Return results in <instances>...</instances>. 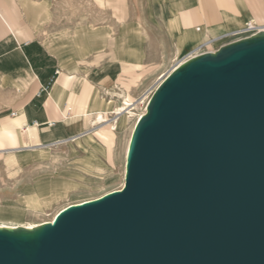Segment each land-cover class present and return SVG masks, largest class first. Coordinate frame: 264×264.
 Listing matches in <instances>:
<instances>
[{
	"label": "water",
	"instance_id": "1",
	"mask_svg": "<svg viewBox=\"0 0 264 264\" xmlns=\"http://www.w3.org/2000/svg\"><path fill=\"white\" fill-rule=\"evenodd\" d=\"M0 264H264V32L167 75L122 188L0 227Z\"/></svg>",
	"mask_w": 264,
	"mask_h": 264
},
{
	"label": "rangeland",
	"instance_id": "2",
	"mask_svg": "<svg viewBox=\"0 0 264 264\" xmlns=\"http://www.w3.org/2000/svg\"><path fill=\"white\" fill-rule=\"evenodd\" d=\"M164 1L168 2L0 0V10L14 33L16 42L30 43L25 46V52L29 49L26 55H29L31 64H53L54 68L60 69V76L55 75L52 83L57 79L56 83L63 86L67 84V90L72 94L71 100L64 99L66 104H62L61 111L68 116L75 112L89 113L80 130L69 129V132L63 129L60 122L52 128L46 124L41 125L38 135L40 145L36 148L6 152L3 150L9 145L0 147V207L22 206L23 199L37 192L41 182H56L60 186L57 195L48 202L36 208H28L19 220L0 218V225H39L50 221L57 211L68 205L121 189L124 183V152L128 136L136 115L143 110V97L149 92L151 96L161 82L159 77L166 76L192 53L215 51L221 45L251 34L223 36L197 49H194L195 45L183 46L178 52L177 47L182 38L176 33L178 26H173V18L176 17L179 26L183 28L192 14L181 8L175 10ZM249 22L258 23L249 19L242 23V27ZM201 26L199 22L192 24L193 29ZM135 27L140 29L137 31ZM89 30L97 35L92 36ZM128 34L129 46L140 50L138 60L124 55L125 59L121 58L122 53L119 52L116 42L123 40ZM11 35L4 23L0 22V44L3 45ZM76 36L75 42L78 45L72 43V38ZM69 38L73 56L69 52ZM3 48L0 57L12 58L17 54L15 47ZM72 61L77 65L75 70H62V62ZM124 64L132 66L133 69H123ZM10 65L4 68L8 73L25 74L23 67H17L14 59ZM1 70L0 66V73L3 72ZM23 78L25 77L15 76L9 79ZM2 80L0 77V126L16 124L14 122L21 112V106L31 97L35 106L31 102L29 109L32 113L41 112L38 103L47 97V93L35 96L37 80L25 93L24 101L14 98L16 87L12 83ZM124 82L130 84L125 87ZM126 97L133 103L134 114L122 123L121 115L112 111L121 106ZM75 98L81 100V107L73 100ZM96 102H102L103 107L108 108L107 111L103 110L107 112L104 114L108 118L106 122H95L92 108ZM14 112L18 116L11 115ZM16 128H21V125L17 124ZM57 129V137L51 139L50 132ZM79 131L82 135L70 139ZM22 141L32 143L35 138H29L26 132Z\"/></svg>",
	"mask_w": 264,
	"mask_h": 264
},
{
	"label": "crops",
	"instance_id": "3",
	"mask_svg": "<svg viewBox=\"0 0 264 264\" xmlns=\"http://www.w3.org/2000/svg\"><path fill=\"white\" fill-rule=\"evenodd\" d=\"M165 2L167 4L169 3V6H171L175 10L181 8L189 11L192 14L188 18L189 20L186 22L187 25L183 28L179 26L176 17L173 16V26H178V30H176V33L177 35H179V38H182L181 41L183 42L182 43L180 41V43L178 44V47H180L181 50L183 46L190 45H195L194 49H197L199 46L207 44L208 42L216 41L223 36L234 35L233 33L238 32L244 28L242 27V23L249 19L258 21V25L264 26V0H168V2L164 1V3ZM0 14L3 15L2 18L0 17V22L4 23V25L12 34L11 37H8L6 41H4L3 45L0 44V53L4 46H7L9 48L15 47V50H17V54L12 58L18 64L17 67H23L25 71V74L22 73L17 75L8 73L6 71L7 69L4 68H6L7 66H11L10 63L13 61V59L9 56H2L0 57V66L2 67L1 71H3L2 73H0V77L3 78L2 81L8 84L12 83V85L16 87V95L14 96V98H17L19 100L21 99V101L26 100V98L24 97L25 93L29 90V87L35 82V80H37L35 96H39L44 92L47 93V97L43 100H40L38 103L39 108L42 109L41 112L32 113L28 105L32 102V106H35V103L32 101L33 97H31L30 99L27 98L28 101L21 106V112L19 113V116L17 112H15V115H13L18 116L17 120H15L14 122L16 124H12L9 126H0L1 132L11 131L15 134L16 137V144L9 145V147L5 148V150L3 151L8 152V150L14 151L20 149H28V147L36 148L37 145H40L38 135H40L39 127L41 125L46 124L49 128H52L56 125L57 122H60L63 125V129L69 131L66 121L72 118L75 114H81L82 112H75L72 116H68L66 113L61 111L62 104H66L63 102L64 99L71 100L72 94L69 92V90H67V84L64 86L60 85L56 83L57 79L52 83V79L55 77V75L60 76V69L56 67L54 68L53 64H47L43 66L40 64H31L29 55H26V52L29 51V49H27L25 52V46H29V41H21L19 43L16 42L17 40L15 38V35L8 27L5 21V16L1 10ZM195 22H199L202 26L199 29H193L192 24ZM138 29H140V27H135V30L138 31ZM129 33H131V31H129ZM90 34H92V36L97 35L92 30L90 31ZM129 35L130 34H128V36H126L123 40L116 42V45L119 49V52L122 53V59H125V57H123L124 55L138 60L140 50L139 48L133 49L131 46H129ZM136 37H138V33H136ZM92 40L94 41L95 39H93L92 37ZM68 47L69 52H71L70 55L73 56L72 48L70 45V38ZM26 66H28V68H26ZM62 66V70L64 69L67 72H71L76 69L75 67L77 65L72 61L67 63L62 62ZM28 73L32 75V78L28 77ZM15 76H24L25 78H23L22 80L27 79L26 86L22 87L19 85L21 81L20 79H9ZM73 100L76 102V104H79L80 107L82 106L81 100H76V98ZM96 107H103L102 102H96L93 105V108ZM27 122L29 123L26 124ZM17 124H20L21 128H16ZM29 128H32V131L29 130ZM58 130L59 129L55 130L54 132H50L52 134L51 139L57 137L59 133ZM26 132L29 138L31 136L35 138L34 142L25 143L22 141V136ZM79 133H81V131L77 132L75 136L71 137L70 139H74L79 135H82Z\"/></svg>",
	"mask_w": 264,
	"mask_h": 264
},
{
	"label": "bare ground",
	"instance_id": "4",
	"mask_svg": "<svg viewBox=\"0 0 264 264\" xmlns=\"http://www.w3.org/2000/svg\"><path fill=\"white\" fill-rule=\"evenodd\" d=\"M0 17L2 18L3 15L0 14ZM248 25H250V26H248V29L249 28H253L255 26L253 22H249ZM256 27H259V30H258L257 33L264 32V26L263 25H258L256 23ZM244 31L245 30L243 28L242 30H240L238 32H235L233 34H237V33L238 34H242V32H244ZM76 39H77V36H76V38L75 37L72 38V43L78 45V43L75 42ZM208 43H210V42H208ZM180 46H181V44H180ZM180 50H181L180 47H177V51L180 52ZM186 60L187 59H185L184 61H181L179 64H177L167 75H169L179 65L183 64ZM123 69L130 70V69H133V67L130 66V65L127 66V65L124 64L123 65ZM164 76L165 75H161L159 77V79L161 80V82L165 79L166 76L165 77ZM28 77L29 78H32V75L30 73H28ZM26 83H27V79H24V80H21L20 81L19 85L22 86V87H24V86H26ZM123 84H124L125 87H127L130 83L129 82H127V83L124 82ZM158 85H157V87H158ZM149 95H150V92L147 95H145L143 97V99L144 100L145 99H148L149 100V97H150ZM146 105H147V103H146ZM95 106H97V105H95ZM106 109H108V108H106V107L105 108L104 107L92 108V111L95 112V116H94L95 122H97V123H103V122H106L107 121L108 118L106 119V117L104 116V114L107 113L106 112L107 111ZM132 109H133V103H132V101L130 100L129 97H126L125 99H123V104L121 106L116 107L112 111V113H114L116 115H121L120 116L121 117V121H122V123H125L126 118L131 117L134 114L132 112ZM145 109H146V106H144L143 107V110L136 115L134 124H133V126L131 128V131H130V134L128 136V140H127V144H126V149H125V152H124V159H126V154H127V149H128V143H129L130 136H131L132 130L134 128V125L136 124L137 120L141 117V115H143L145 113ZM103 110H106V111H103ZM88 115H89V113H86V112H82L81 114H75L72 118H70V119H68L66 121V124L68 126V129H70L71 131H74V130H77V129L78 130L81 129L82 128V122H83V120H85L87 118ZM112 129H114V128H112ZM15 140H16V137H15V134L13 132H11V131L1 132L0 131V147L3 146V145H15L16 144ZM124 166H125V163H124ZM123 184L124 183H122V185ZM59 187L60 186H58V184L56 182H50V184H48L47 182H41V183H39L38 184V190H37V192H35L33 195H31V196L23 199V205L22 206H10V207H7V208L0 207V218H6V219H9V220H19L25 214V212H26V210L28 208H36V207L40 206L41 204H44V203L48 202L52 197L56 196L57 193H58L57 190H59L58 189ZM56 213H58V211ZM56 213L52 216V218H51V220L49 222H52V220L54 219ZM36 226H38V225H35L34 224V225H27V226H21V227H25V228H28L29 229V228H33V227H36ZM0 227L15 228L17 226H2V225H0Z\"/></svg>",
	"mask_w": 264,
	"mask_h": 264
},
{
	"label": "built area",
	"instance_id": "5",
	"mask_svg": "<svg viewBox=\"0 0 264 264\" xmlns=\"http://www.w3.org/2000/svg\"><path fill=\"white\" fill-rule=\"evenodd\" d=\"M254 25L255 26L253 28H249V29H248V26H250V25L247 24L246 26H244V30L245 31L242 32V34L251 33V34H249V36L256 34L258 32V30H259V27H256V24H254ZM204 52L197 51V53H192L191 55H189V57H187V59H189L191 57H194V56H197V55H199L201 53H204ZM147 101H148V99H145L144 101H142V106L143 107L146 106ZM11 115H15V112L12 113Z\"/></svg>",
	"mask_w": 264,
	"mask_h": 264
}]
</instances>
